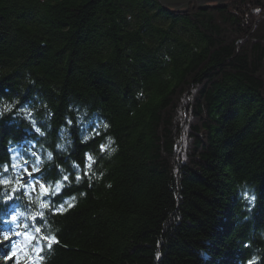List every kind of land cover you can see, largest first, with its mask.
Instances as JSON below:
<instances>
[{
	"label": "trees",
	"instance_id": "16d2710c",
	"mask_svg": "<svg viewBox=\"0 0 264 264\" xmlns=\"http://www.w3.org/2000/svg\"><path fill=\"white\" fill-rule=\"evenodd\" d=\"M4 180L0 264H264V0H0Z\"/></svg>",
	"mask_w": 264,
	"mask_h": 264
},
{
	"label": "water",
	"instance_id": "95a60500",
	"mask_svg": "<svg viewBox=\"0 0 264 264\" xmlns=\"http://www.w3.org/2000/svg\"><path fill=\"white\" fill-rule=\"evenodd\" d=\"M159 4L175 10L186 8L188 4L195 3L199 9H205L208 5L220 6L228 0H156Z\"/></svg>",
	"mask_w": 264,
	"mask_h": 264
},
{
	"label": "snow or ice",
	"instance_id": "6c2138e0",
	"mask_svg": "<svg viewBox=\"0 0 264 264\" xmlns=\"http://www.w3.org/2000/svg\"><path fill=\"white\" fill-rule=\"evenodd\" d=\"M101 148L103 149V146H101ZM26 171H27V170H26ZM33 171H37V169H33ZM29 175H31V173H29ZM64 179L67 180L68 178L65 177ZM77 179H79V177H78ZM0 183L8 184L9 181L4 180V181H0ZM40 187H41V192H42V194H45V193H47V192L49 191V189L46 188L43 184H41ZM56 191H59V187H57ZM6 199H9V197H6ZM41 206H42V207H48L47 204H42ZM69 207H71V204H69ZM56 211H57V212L63 211V207L61 206V208H60V209H56ZM38 215H43V214L40 213V214H38ZM12 219L14 220L15 217H12ZM36 231L39 232L40 229L37 228ZM5 238L7 239L8 237L6 236ZM29 238H30V239H35V237H29ZM41 238L44 239V240L47 242L49 248H51V246H52L53 243L58 242V241L56 240V237H55V236H42ZM41 251H42V250H41ZM15 254H16V253L13 252V255H15Z\"/></svg>",
	"mask_w": 264,
	"mask_h": 264
}]
</instances>
